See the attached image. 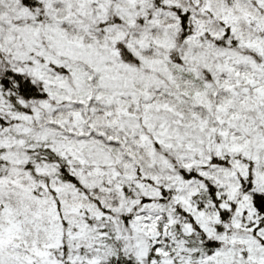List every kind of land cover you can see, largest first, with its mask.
<instances>
[{"label":"snow or ice","instance_id":"snow-or-ice-1","mask_svg":"<svg viewBox=\"0 0 264 264\" xmlns=\"http://www.w3.org/2000/svg\"><path fill=\"white\" fill-rule=\"evenodd\" d=\"M0 264H264V0H0Z\"/></svg>","mask_w":264,"mask_h":264}]
</instances>
